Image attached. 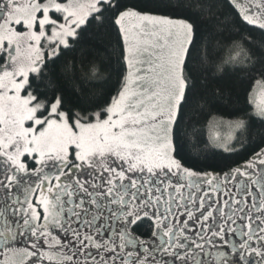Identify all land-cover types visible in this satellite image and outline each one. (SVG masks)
<instances>
[{
    "label": "snow or ice",
    "instance_id": "1",
    "mask_svg": "<svg viewBox=\"0 0 264 264\" xmlns=\"http://www.w3.org/2000/svg\"><path fill=\"white\" fill-rule=\"evenodd\" d=\"M0 264H264V0H0Z\"/></svg>",
    "mask_w": 264,
    "mask_h": 264
},
{
    "label": "trees",
    "instance_id": "2",
    "mask_svg": "<svg viewBox=\"0 0 264 264\" xmlns=\"http://www.w3.org/2000/svg\"><path fill=\"white\" fill-rule=\"evenodd\" d=\"M101 54L103 55V52H101ZM102 87H104V85H103V83L101 81H94L92 84L88 85V89H89L90 92H97ZM245 88L250 91L251 88H252V85H249V84L246 83L245 84ZM246 96H247V92H245V101H244L245 103H246ZM234 105H235L234 98H233L232 101H229L228 98L222 97L216 102V106L219 109V112L218 113H214V114H219L221 112H225L227 110H230ZM223 118L226 119L227 116H224ZM197 127H198V130H199V126H197ZM203 134L206 137V135H207L206 128L203 129ZM212 151L219 152L220 150L213 149ZM207 155L211 158V152L207 153ZM244 156H245L244 150L243 149H239V151L236 152V153H230V154L229 153H225V154H223V156H217V157H215V161L218 162L221 167H223L224 165L230 163L232 160L242 161Z\"/></svg>",
    "mask_w": 264,
    "mask_h": 264
},
{
    "label": "rangeland",
    "instance_id": "3",
    "mask_svg": "<svg viewBox=\"0 0 264 264\" xmlns=\"http://www.w3.org/2000/svg\"><path fill=\"white\" fill-rule=\"evenodd\" d=\"M257 94H258V92H257Z\"/></svg>",
    "mask_w": 264,
    "mask_h": 264
}]
</instances>
